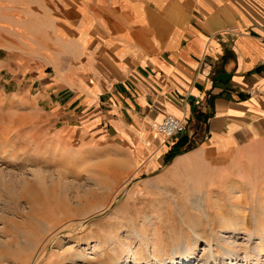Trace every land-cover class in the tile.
I'll list each match as a JSON object with an SVG mask.
<instances>
[{
  "label": "crops",
  "instance_id": "crops-1",
  "mask_svg": "<svg viewBox=\"0 0 264 264\" xmlns=\"http://www.w3.org/2000/svg\"><path fill=\"white\" fill-rule=\"evenodd\" d=\"M42 6L51 12L42 41L54 53L16 68L30 75L35 103L68 109L80 122L59 129L57 141L94 140L144 189L158 188L154 216L185 217L182 204L201 202L208 219L222 218L218 233L247 217L220 203L245 205L233 210L244 212L249 200L264 202V0ZM168 115L185 122L171 138L152 126Z\"/></svg>",
  "mask_w": 264,
  "mask_h": 264
},
{
  "label": "rangeland",
  "instance_id": "rangeland-1",
  "mask_svg": "<svg viewBox=\"0 0 264 264\" xmlns=\"http://www.w3.org/2000/svg\"><path fill=\"white\" fill-rule=\"evenodd\" d=\"M44 2L0 0V264H73L78 256L121 264L129 250L135 253L129 264H264L263 201L249 200L244 212L233 210L245 205L220 203L228 214L247 217L231 219L218 233L222 218L208 219L201 202L196 209L182 204L185 217L154 216L158 188L144 189L94 140L55 139L59 129L80 122L68 109L35 103L30 75L16 68L54 53L42 41L51 15L41 10Z\"/></svg>",
  "mask_w": 264,
  "mask_h": 264
},
{
  "label": "built area",
  "instance_id": "built-area-1",
  "mask_svg": "<svg viewBox=\"0 0 264 264\" xmlns=\"http://www.w3.org/2000/svg\"><path fill=\"white\" fill-rule=\"evenodd\" d=\"M153 128L167 138H171L185 130V122L175 115H168L162 121L153 123Z\"/></svg>",
  "mask_w": 264,
  "mask_h": 264
},
{
  "label": "bare ground",
  "instance_id": "bare-ground-1",
  "mask_svg": "<svg viewBox=\"0 0 264 264\" xmlns=\"http://www.w3.org/2000/svg\"><path fill=\"white\" fill-rule=\"evenodd\" d=\"M141 234H142V235H141ZM254 234H255V233H254ZM143 235H144L143 232H139V231L136 232V236H137V238H138L139 240H143V239L146 238V237H144ZM127 239H129V237H128ZM112 243H113V242H112ZM182 250H183V251L186 250L187 252L185 253V255H188V254H189L188 251H191V250H192V247L187 246V247L182 248ZM225 251H226V254H227V255H229V254L231 253L230 250H225ZM255 252H256V254H257L258 251H255ZM255 256H257V255H255ZM246 257L249 258L250 256L247 255ZM257 257H258V256H257ZM78 258H79V259H78ZM134 258H135V253H134L132 250H129V256H128V258H127L123 263H121V264H129V263L131 262V259L134 260ZM187 258H188V257H187ZM253 258H254V257H253ZM77 259H78L79 261H80V260L82 261L81 264H95L94 262H92V260L87 259V258L82 257V256H78V257L74 258V259H73V264H76V263H77V261H78ZM175 262H176V261H175ZM160 264H162V263L160 262ZM176 264H179V263L177 262Z\"/></svg>",
  "mask_w": 264,
  "mask_h": 264
}]
</instances>
